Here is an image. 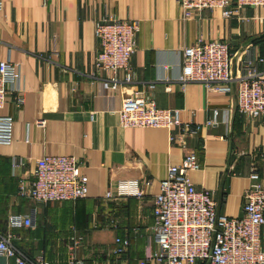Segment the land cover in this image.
<instances>
[{"label":"crops","instance_id":"1","mask_svg":"<svg viewBox=\"0 0 264 264\" xmlns=\"http://www.w3.org/2000/svg\"><path fill=\"white\" fill-rule=\"evenodd\" d=\"M0 3V60L20 65L24 97L21 105L9 97L1 111L13 117V132L10 144H0V213L7 221L10 213L34 217L35 228L23 229L29 231H22L20 238L35 256L44 255L50 264H68L69 247L78 233L85 264H148L153 196L169 166L180 165L189 151L201 165L189 172L197 188L213 191L221 214H242L253 165L264 181V116L249 121L237 113L235 86L227 93L197 82L182 87L179 77L183 49L200 40H227L232 53L253 44L264 56V6L248 8L251 20L244 25L238 17H223L220 10L184 19L177 0ZM110 15L140 22L132 56L135 82L125 91H142L158 107L171 109L180 122L200 124L196 135L185 137L187 147L171 141L167 128L124 127L118 111L125 91L108 90L91 76H107L95 65L100 48L95 23ZM215 112L217 123L205 126ZM226 133L225 139L220 137ZM44 155H71L82 161L88 196L47 203L18 198L11 158H25L21 172L32 177L36 159ZM133 178L152 180L142 198L106 199L119 180ZM111 219L117 221L116 228L110 226ZM117 236L131 240L120 258L112 254ZM6 263L0 256V264Z\"/></svg>","mask_w":264,"mask_h":264},{"label":"built area","instance_id":"2","mask_svg":"<svg viewBox=\"0 0 264 264\" xmlns=\"http://www.w3.org/2000/svg\"><path fill=\"white\" fill-rule=\"evenodd\" d=\"M184 19L200 16L204 11L220 10L223 17H238L244 25L250 24L248 8L264 6V0H177ZM1 8V3H0ZM138 20L119 19L114 15L95 23L99 50L95 57L103 87L118 90L135 82L132 56L136 51ZM235 67V70H234ZM20 65L0 60V144H10L13 117L1 111L10 98L17 105L24 102L19 86ZM119 72L123 76L119 77ZM179 81L205 85L210 91L236 90L237 113L246 120L264 116V56L254 51L253 44L232 53L229 41L200 40L182 51V74ZM119 117L124 127H162L170 130V140L187 147L186 136L196 135L201 125L180 122L173 111L160 108L142 91H125ZM216 112L205 126L217 123ZM40 124L44 120L39 121ZM175 128L178 133H173ZM225 139V135H221ZM22 157L11 158V173L16 177L18 198L37 203L75 201L89 194V178L80 169L83 162L71 155H44L36 159L32 177L21 172L26 164ZM197 155L189 151L180 165H171L167 176L160 181L159 191L153 196L154 224L146 235L145 261L148 264H264V181L257 165L249 173L250 184L244 194L242 214L227 216L218 212V203L212 190L197 188L189 172L200 168ZM152 180L122 179L106 199L123 197L142 198ZM30 214L10 213L7 231H0V256L6 264H50L44 255L29 257L15 243L20 236L15 230L35 228ZM116 228L117 221L111 219ZM83 238L77 233L68 251V264H85L79 256ZM129 237L115 238L112 254L119 257L128 252Z\"/></svg>","mask_w":264,"mask_h":264},{"label":"trees","instance_id":"3","mask_svg":"<svg viewBox=\"0 0 264 264\" xmlns=\"http://www.w3.org/2000/svg\"><path fill=\"white\" fill-rule=\"evenodd\" d=\"M15 192H16V187H15ZM22 199V198H21ZM7 217H2V214L0 213V231L1 232H5L7 230ZM25 228L22 229H17L15 230L17 232V234L20 236L22 231H29V230H23ZM16 245L25 253L27 254L29 257H34L35 253L32 252V249H30V246L25 244L23 241V238L21 237L20 239L15 240Z\"/></svg>","mask_w":264,"mask_h":264},{"label":"water","instance_id":"4","mask_svg":"<svg viewBox=\"0 0 264 264\" xmlns=\"http://www.w3.org/2000/svg\"><path fill=\"white\" fill-rule=\"evenodd\" d=\"M219 203H220V201H219ZM218 212H219V207H218Z\"/></svg>","mask_w":264,"mask_h":264}]
</instances>
